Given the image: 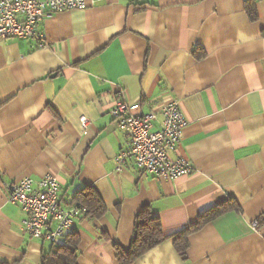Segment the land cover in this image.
<instances>
[{"label": "crops", "instance_id": "0c3cea01", "mask_svg": "<svg viewBox=\"0 0 264 264\" xmlns=\"http://www.w3.org/2000/svg\"><path fill=\"white\" fill-rule=\"evenodd\" d=\"M87 4L42 23L46 47L0 41V264H42L51 243L27 233L28 214L4 187L48 175L62 208L86 187L107 208L77 216V264H118L115 246L130 249L147 207L170 238L134 264H264V0ZM121 95L142 114L180 102L189 125L172 156L188 159L192 175L117 171L129 148L110 115ZM225 204L236 209L192 232L183 257L175 236Z\"/></svg>", "mask_w": 264, "mask_h": 264}, {"label": "built area", "instance_id": "2783aa9c", "mask_svg": "<svg viewBox=\"0 0 264 264\" xmlns=\"http://www.w3.org/2000/svg\"><path fill=\"white\" fill-rule=\"evenodd\" d=\"M87 7V0H0V41L15 37L37 41L46 47V36L40 30L46 19ZM138 108L121 95L110 110L111 117L118 121L120 130L129 139V148L115 157L117 171L133 164L140 179L152 177L173 181L192 175L193 166L188 159L172 156L189 125L180 102L173 100L148 114L137 112ZM158 114L162 122L155 130ZM60 192L59 181L49 175L37 181L27 176L4 187L7 201L19 205L28 214L24 221L27 233L49 243H56L71 232L77 216L87 212L76 206L62 208Z\"/></svg>", "mask_w": 264, "mask_h": 264}, {"label": "trees", "instance_id": "16d2710c", "mask_svg": "<svg viewBox=\"0 0 264 264\" xmlns=\"http://www.w3.org/2000/svg\"><path fill=\"white\" fill-rule=\"evenodd\" d=\"M198 53H196L197 58L204 56ZM74 203L76 207L86 209V217L91 220L104 216L107 211L99 194L94 189L88 187L77 193L74 197ZM233 209H236L234 205L225 204L202 215L195 226L175 236V247L177 251L185 257L189 246L188 236L192 232L202 228L211 220ZM169 238L163 231L160 217L155 215L150 208H144L136 216L134 237L130 249L126 251L117 245L115 246L118 264H134L144 254L153 250ZM62 239L64 240L61 241ZM79 241V236L76 233H67L56 243H51L49 250L42 258V264H77Z\"/></svg>", "mask_w": 264, "mask_h": 264}]
</instances>
